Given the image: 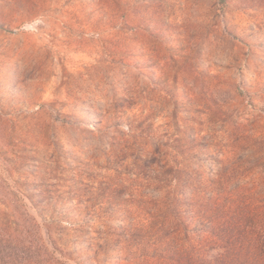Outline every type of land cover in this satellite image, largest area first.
<instances>
[{
  "label": "rangeland",
  "instance_id": "rangeland-1",
  "mask_svg": "<svg viewBox=\"0 0 264 264\" xmlns=\"http://www.w3.org/2000/svg\"><path fill=\"white\" fill-rule=\"evenodd\" d=\"M0 264H264V0H0Z\"/></svg>",
  "mask_w": 264,
  "mask_h": 264
}]
</instances>
